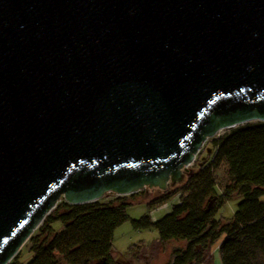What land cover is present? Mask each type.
I'll return each mask as SVG.
<instances>
[{
  "label": "water",
  "instance_id": "obj_1",
  "mask_svg": "<svg viewBox=\"0 0 264 264\" xmlns=\"http://www.w3.org/2000/svg\"><path fill=\"white\" fill-rule=\"evenodd\" d=\"M264 122V0H0V264L64 198L166 189Z\"/></svg>",
  "mask_w": 264,
  "mask_h": 264
},
{
  "label": "trees",
  "instance_id": "obj_2",
  "mask_svg": "<svg viewBox=\"0 0 264 264\" xmlns=\"http://www.w3.org/2000/svg\"><path fill=\"white\" fill-rule=\"evenodd\" d=\"M212 143L214 158L208 163L195 161L196 168L184 183L185 193L172 211L158 221L146 214L132 219V225L137 230L155 228L163 245L186 241L174 251L171 264H213L212 249L224 235L222 264H264V122L229 129ZM223 164L229 181L219 192L215 170ZM143 190L109 202L60 201L29 239L34 257L28 264H120L113 255L115 230L130 219L128 207ZM163 192L150 209L176 194V190ZM236 195L242 200L233 218L217 220L221 208ZM57 222L63 225L60 231L54 227Z\"/></svg>",
  "mask_w": 264,
  "mask_h": 264
},
{
  "label": "rangeland",
  "instance_id": "obj_3",
  "mask_svg": "<svg viewBox=\"0 0 264 264\" xmlns=\"http://www.w3.org/2000/svg\"><path fill=\"white\" fill-rule=\"evenodd\" d=\"M227 131H229V129L222 130L220 134L222 135ZM215 137L218 138L217 136ZM212 140V138H209L207 142H205L201 151L198 153L196 160L200 163H208L214 158L216 149ZM193 168H196L195 162L190 166L189 172ZM188 176L189 173L186 172L180 182L169 183L165 190H176V194L171 196L166 202L155 205L152 209H150L149 204L154 199L162 195L164 193V189L146 186L143 188V192L136 195L133 199L135 202L128 207L130 219L117 227L114 234L113 254L115 257L120 259V264H171L174 251L187 244L186 241L172 240L166 245H163L159 239V232L155 228L137 230L133 227L131 220L140 219L144 215L149 214L153 221H158L166 214L170 213L173 206L180 202L182 195L185 193L184 183L187 181ZM215 177L219 184L218 190L219 192H222L224 185L229 181L228 167L225 164L221 165L215 170ZM119 196L130 197V195H119L115 192H109L106 193L100 201L109 202ZM62 200L65 199L63 198ZM241 200L242 197L239 195H236L229 200L221 208L216 216V219L224 221L232 219ZM261 200L264 202V196ZM54 227L57 231H60L62 230L63 225L61 222H57L54 224ZM224 238L225 235L214 245L212 249L213 255L214 251H216L220 242ZM132 247L134 248L132 249ZM29 248L30 245L29 242H27L12 261L21 262V264L30 263L34 254L29 250ZM122 256L125 258H121ZM213 264H215V256Z\"/></svg>",
  "mask_w": 264,
  "mask_h": 264
},
{
  "label": "crops",
  "instance_id": "obj_4",
  "mask_svg": "<svg viewBox=\"0 0 264 264\" xmlns=\"http://www.w3.org/2000/svg\"><path fill=\"white\" fill-rule=\"evenodd\" d=\"M214 256H215V264H222L221 253H220V244L217 247L216 251H214Z\"/></svg>",
  "mask_w": 264,
  "mask_h": 264
},
{
  "label": "built area",
  "instance_id": "obj_5",
  "mask_svg": "<svg viewBox=\"0 0 264 264\" xmlns=\"http://www.w3.org/2000/svg\"><path fill=\"white\" fill-rule=\"evenodd\" d=\"M220 133H221V131H220V132H218V133H217L215 136L219 137V136L221 135ZM215 136H214V137H212V139L216 138Z\"/></svg>",
  "mask_w": 264,
  "mask_h": 264
}]
</instances>
